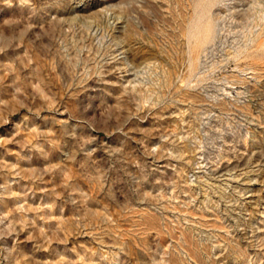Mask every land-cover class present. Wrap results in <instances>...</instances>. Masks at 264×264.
<instances>
[{"label": "rangeland", "instance_id": "1", "mask_svg": "<svg viewBox=\"0 0 264 264\" xmlns=\"http://www.w3.org/2000/svg\"><path fill=\"white\" fill-rule=\"evenodd\" d=\"M0 264H264V0H0Z\"/></svg>", "mask_w": 264, "mask_h": 264}]
</instances>
